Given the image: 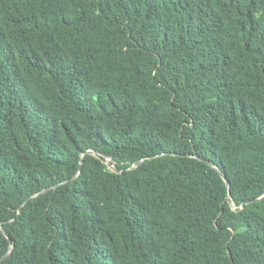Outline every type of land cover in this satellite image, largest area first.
<instances>
[{"label":"trees","instance_id":"16d2710c","mask_svg":"<svg viewBox=\"0 0 264 264\" xmlns=\"http://www.w3.org/2000/svg\"><path fill=\"white\" fill-rule=\"evenodd\" d=\"M263 196L264 0H0V264H264Z\"/></svg>","mask_w":264,"mask_h":264},{"label":"water","instance_id":"95a60500","mask_svg":"<svg viewBox=\"0 0 264 264\" xmlns=\"http://www.w3.org/2000/svg\"><path fill=\"white\" fill-rule=\"evenodd\" d=\"M106 164L108 165L109 168L112 166V164L109 163V162H108V163L106 162ZM110 169H111V168H110ZM222 177H223L225 183L227 184V186H228V188H229V187H230V183H229V181L225 178V176H224L223 174H222ZM263 197H264V196H263ZM260 199H262V197L259 198V199L254 200V201H245V202L242 204V206H241L240 208H242L245 204H248V203H251V202H256V201H259ZM228 200L230 201V203H232L230 197L228 198ZM233 208H234L235 210L240 209V208H235V207H233Z\"/></svg>","mask_w":264,"mask_h":264},{"label":"rangeland","instance_id":"374dc122","mask_svg":"<svg viewBox=\"0 0 264 264\" xmlns=\"http://www.w3.org/2000/svg\"><path fill=\"white\" fill-rule=\"evenodd\" d=\"M106 160H107V163L110 162L108 159H106ZM110 168H111V169H114L113 166H111Z\"/></svg>","mask_w":264,"mask_h":264}]
</instances>
